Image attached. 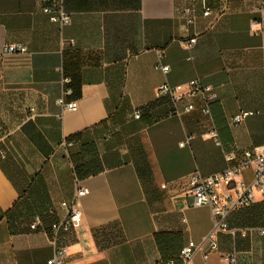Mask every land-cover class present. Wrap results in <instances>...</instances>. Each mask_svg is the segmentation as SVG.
<instances>
[{
	"label": "crops",
	"instance_id": "obj_1",
	"mask_svg": "<svg viewBox=\"0 0 264 264\" xmlns=\"http://www.w3.org/2000/svg\"><path fill=\"white\" fill-rule=\"evenodd\" d=\"M47 3L0 0V53L28 47L0 61V264H48L51 235L30 224L62 218L77 181L90 192L76 199L81 222L59 235L68 264H181L179 249L213 225L210 207L193 205L190 174L264 145V33L254 21L264 0H64V26ZM159 54L167 74L155 68ZM194 78L216 92L210 113L201 94L179 100L180 114L155 95L163 81L186 90ZM63 95L77 108L64 109ZM242 110L256 113L233 124ZM227 222L235 230L218 233V250L204 245L189 264H227L228 251L237 264H264V196Z\"/></svg>",
	"mask_w": 264,
	"mask_h": 264
},
{
	"label": "built area",
	"instance_id": "obj_2",
	"mask_svg": "<svg viewBox=\"0 0 264 264\" xmlns=\"http://www.w3.org/2000/svg\"><path fill=\"white\" fill-rule=\"evenodd\" d=\"M47 4L42 10L46 13L50 20L58 23L61 26L71 22V13L66 10L64 0H47ZM261 18L254 20L257 23H262L260 31L264 33V3L260 9ZM211 8L206 7L203 11L204 15L211 14ZM192 20V19H191ZM196 37L189 40L192 46L196 42ZM28 47L24 44L9 43L0 53V61L9 54L26 53ZM163 55L159 57L155 63V68L160 69L164 74L170 71V65L163 63ZM64 83H68L70 79L65 77ZM188 89L184 90L183 85H171L168 81H163L157 85L155 89L156 97L170 96L175 104L173 112L180 114L181 111L176 106L177 102L185 97L201 94L206 102L203 107L205 113H210L209 103L216 97V92L211 85H205L199 78L191 79L188 83ZM72 93L71 88H65L64 95ZM64 95L59 99V103L64 109H76L77 100L65 102ZM194 108L193 104H188L185 111H191ZM256 113L254 110H242L233 117V124L237 125L246 117ZM136 118L141 116L140 110L136 109L134 113ZM211 134L216 137V142L220 145L221 142L217 138L216 131ZM192 136H188L186 140L180 142L181 145H186ZM228 165L223 170L210 174L203 175L200 171H194L189 176V185L194 196V206H209L212 214L213 225L209 233H207L200 242L190 239L183 245L178 254V259L181 264H189L194 255L202 250L204 245H208L210 249L218 250V233L220 231H232L235 228H230L227 218L230 213L238 208L247 206L252 203L257 192L264 196V145L254 149H247L241 153L230 151L226 153ZM251 169L253 176L251 180H246L243 174L246 170ZM90 188L85 185H80L77 181V187L72 201H62L61 206L65 210V215L49 224L46 227L44 218L41 214H36L30 224L33 230L42 228L49 232L51 241L55 246L53 255L48 259V264H68L66 262L67 247L60 245L58 242L61 232H71L75 226L81 222L83 211L76 203V199L89 194ZM264 233V228L261 229ZM227 264H237V252L228 251L222 253ZM204 257L208 258L209 253L205 252ZM17 264V263H14ZM154 264H177V258H169L159 260Z\"/></svg>",
	"mask_w": 264,
	"mask_h": 264
},
{
	"label": "trees",
	"instance_id": "obj_3",
	"mask_svg": "<svg viewBox=\"0 0 264 264\" xmlns=\"http://www.w3.org/2000/svg\"><path fill=\"white\" fill-rule=\"evenodd\" d=\"M74 90V89H73ZM173 103V102H172ZM173 108V107H172ZM42 215V214H41ZM43 216V215H42ZM180 250V249H179ZM169 258H176V256H172V257H168V258H165L163 260H166V259H169Z\"/></svg>",
	"mask_w": 264,
	"mask_h": 264
}]
</instances>
